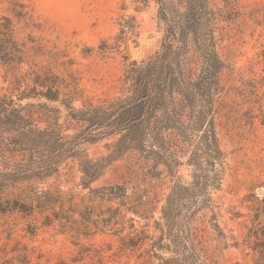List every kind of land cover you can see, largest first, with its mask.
Wrapping results in <instances>:
<instances>
[{"label": "trees", "instance_id": "trees-1", "mask_svg": "<svg viewBox=\"0 0 264 264\" xmlns=\"http://www.w3.org/2000/svg\"><path fill=\"white\" fill-rule=\"evenodd\" d=\"M4 1L8 8L0 15V67L12 92L0 94V215L36 212L44 226L58 222L63 230L82 235L98 202H117L118 207H108L117 219H124L121 209L152 218L158 189L168 181L172 187L155 222L160 236L151 243L149 256L158 264H210L201 254L205 234L211 230L224 238L212 197L228 170L221 146L223 121L245 117L253 124L261 117L264 125L256 85L250 83L249 92L236 89L241 104L228 97L230 88L222 78L229 66L216 48L217 14L210 0H131L135 12L154 3L160 46L139 60L126 51L118 93L96 102L82 96L70 74L63 77L36 62L42 46L33 32L40 24L21 1ZM117 25L115 45L121 53L119 43L137 39L140 31L135 16L124 15ZM24 100L29 102L23 105ZM244 104L248 108L240 114L237 108ZM110 139L114 141L104 145L105 152L89 154L85 149ZM68 162L75 163L80 185L88 190V207L76 208L71 196L36 187ZM183 166L189 171L188 183L179 175ZM110 171L117 174L116 183L91 187ZM259 203V215L264 214V197ZM257 225L245 227L242 243L233 239L234 246L260 252L256 264H264V231ZM138 242L132 238L129 243ZM20 258L19 264H32L26 256Z\"/></svg>", "mask_w": 264, "mask_h": 264}, {"label": "rangeland", "instance_id": "rangeland-1", "mask_svg": "<svg viewBox=\"0 0 264 264\" xmlns=\"http://www.w3.org/2000/svg\"><path fill=\"white\" fill-rule=\"evenodd\" d=\"M18 1L29 7L41 26L33 32L42 46L36 62L50 66L63 77L70 74L82 96L93 102L118 93L117 79L125 68L122 56L126 51L131 59L139 60L160 46L156 7L152 1L139 12L134 11L131 0ZM210 3L217 14L216 48L229 66L222 78L223 84L230 88L228 97L243 103L241 94L237 96L238 90L249 92L253 84L259 88L258 97L262 98L260 105L264 109V85L260 82L264 84V0H210ZM7 8L6 2L0 0V15H6ZM124 15L136 17L140 35L127 43H119V53L115 37L119 31L118 19ZM17 31H22L21 24L17 25ZM104 47L110 49L103 52ZM4 74L0 67V94H9L12 89ZM13 95L16 97V92ZM28 102L24 100L22 104ZM247 108L248 104H244L237 109L241 114ZM260 118L254 119L253 124L245 117L235 122L234 118L223 121L221 146L227 155L228 170L221 188L213 191L212 197L224 238L216 237L211 230L205 234V250L201 254L203 258L208 257L210 264H256L261 260L260 252L258 255L248 246H234L235 240L242 243L247 234L245 227L260 223L256 227L259 232L264 231V214L258 212L263 206L259 200L264 197V125ZM60 123H64L63 118ZM113 141L88 145L85 149L89 154L105 152L104 145ZM179 175L184 183L190 181L186 167L180 168ZM79 176L75 163L68 162L58 175L36 187L71 196L76 208L88 207L90 195L80 185ZM117 181V174L110 171L91 187ZM171 187L168 181L159 187L157 209L148 220L125 213L123 209L120 212L124 219H117L108 210L109 206L118 207L117 202H98L87 218L89 230L82 235L63 230L58 222L44 226L43 216L36 212L33 216L0 215V264H19L21 255L32 264H158L156 257L149 256L153 255L151 243L160 236L155 222L160 218L159 210ZM74 218L79 219L78 214ZM105 220L107 225L103 223ZM145 236L151 240L144 239ZM132 238L136 242L141 239L139 245L132 246L129 243Z\"/></svg>", "mask_w": 264, "mask_h": 264}]
</instances>
